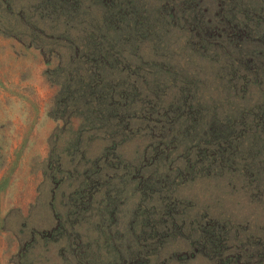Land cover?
<instances>
[{"label":"rangeland","instance_id":"374dc122","mask_svg":"<svg viewBox=\"0 0 264 264\" xmlns=\"http://www.w3.org/2000/svg\"><path fill=\"white\" fill-rule=\"evenodd\" d=\"M0 264H264V0H0Z\"/></svg>","mask_w":264,"mask_h":264},{"label":"trees","instance_id":"16d2710c","mask_svg":"<svg viewBox=\"0 0 264 264\" xmlns=\"http://www.w3.org/2000/svg\"><path fill=\"white\" fill-rule=\"evenodd\" d=\"M225 20H226V19H225ZM231 20H233V16H232V19H231ZM226 22H227L226 24H227L228 28H229V26H230L231 24H233V23H231L229 20H226ZM235 25H236V24H235ZM233 29H234V28H232V30H233ZM259 51H260V50H259ZM259 51H258V54L260 53ZM261 51H263V50H261Z\"/></svg>","mask_w":264,"mask_h":264}]
</instances>
